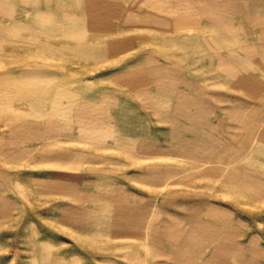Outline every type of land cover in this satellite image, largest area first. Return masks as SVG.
<instances>
[{
	"label": "rangeland",
	"instance_id": "obj_1",
	"mask_svg": "<svg viewBox=\"0 0 264 264\" xmlns=\"http://www.w3.org/2000/svg\"><path fill=\"white\" fill-rule=\"evenodd\" d=\"M0 264H264V0H0Z\"/></svg>",
	"mask_w": 264,
	"mask_h": 264
}]
</instances>
